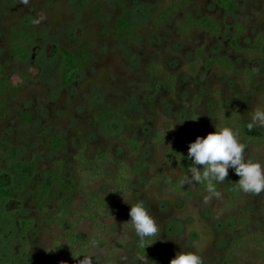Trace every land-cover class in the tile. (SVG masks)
<instances>
[{"label": "rangeland", "instance_id": "obj_1", "mask_svg": "<svg viewBox=\"0 0 264 264\" xmlns=\"http://www.w3.org/2000/svg\"><path fill=\"white\" fill-rule=\"evenodd\" d=\"M232 1L238 6L235 13L220 8L216 0H187L184 7L159 22L160 13L170 5L165 0H0V79L7 83L5 99L0 96V146L12 143L19 160L36 159L39 165L28 193L13 201L0 199L3 217L8 222L13 219L0 225L4 230L0 264H66L59 255L49 256L59 232L48 221L59 202L69 210L85 206V194L76 190L80 180L76 156L82 146L88 160L104 152L113 158L115 163L104 166L107 178L117 174L116 163L120 161L135 168L133 183L121 201L125 206H130L126 202L143 201L159 227L154 246L140 256L136 246L140 241L132 226H122L126 221L120 215L111 219L106 247L122 244L114 264H154L164 247L172 250L170 261L185 250L198 253L203 264H223L227 259L231 264H263L259 252L250 245L237 259L229 257V251L240 235L246 240L254 234L264 238V192L240 191L237 206L231 205L225 188H234L233 183L240 179L231 168L227 181L219 185L220 199L205 203L207 193L199 191L196 184L183 187L189 195L169 192L162 181L164 175L172 173L180 179L186 172L167 166L172 139L167 136L169 141L161 144L153 141L158 129L175 136L188 129L206 137L216 131L214 120L223 127L226 116L237 113L236 118L247 124L252 108L264 107V58L249 53L255 39L264 34V0ZM125 8L133 19L128 36L121 35L116 26ZM189 15L197 20L210 16L222 33L184 30L181 24ZM239 24L244 26L238 41L240 50L232 44ZM23 30L36 33L26 63L17 60L7 45L11 31ZM83 47L88 51L89 65L65 87L60 50ZM220 57L232 59L236 71L225 72L211 62ZM194 63L199 65L196 74L189 68ZM247 70L254 73L252 81ZM119 108L127 121L97 119L98 112ZM258 128L264 132V127ZM52 133L66 141L58 153L48 145ZM123 136L141 143L138 156L129 153ZM241 142L247 144L246 158L264 164V144ZM188 146L182 149L186 157ZM58 162L63 166V178L75 190L65 194L54 189L48 210L36 208L32 192L47 173L58 171ZM10 164L0 158V187L7 184L4 177ZM87 187L104 199L111 193L105 179ZM245 212L247 226L231 231L227 222ZM20 220H34L26 261L20 252ZM93 233L92 224H84L80 237L86 240ZM108 258L106 252L94 251L93 264H112Z\"/></svg>", "mask_w": 264, "mask_h": 264}, {"label": "trees", "instance_id": "obj_2", "mask_svg": "<svg viewBox=\"0 0 264 264\" xmlns=\"http://www.w3.org/2000/svg\"><path fill=\"white\" fill-rule=\"evenodd\" d=\"M170 5L160 13L158 17L159 22H164L168 16L184 7L187 4V0H165ZM217 5L223 10L229 13H235L238 11L237 4L232 0H216ZM117 30L121 35L128 36L133 28V19L131 11L127 8L124 10V14L117 21ZM181 27L190 31L193 28L203 29L210 34L220 35L222 28L217 24L210 16H205L201 19H195L191 15L187 16L186 23L181 24ZM244 34V26L242 24L237 25L234 31L232 44L240 50L238 47V41ZM36 42V33L33 30L11 31L7 45L10 53L20 62L26 63L30 59L31 47ZM255 56L264 58V34H260L254 41L253 47L249 50ZM62 59L63 75L62 84L65 87L71 86L78 75L88 67L89 54L85 47L80 50L72 51L66 48L60 50ZM217 67L222 68L225 72L236 71L232 59L228 57L213 58L211 60ZM193 74L197 73L199 65L197 63L189 66ZM157 70L158 67L155 66ZM250 75L249 81L254 77V73L251 70H247ZM6 81L0 79V96L5 99ZM221 122V126H230L235 131L239 132L240 138L248 141L251 138L250 143L262 145L264 144V132L258 127L253 126L249 129L248 124L241 122L237 117V113L228 114ZM124 119L127 121V117L122 108L114 110L100 111L97 113V119L102 122L111 121L113 119ZM168 139H172L173 146L169 149L167 159V166L173 169L187 172L188 167L191 166V161L183 154L182 149L184 146L194 142L198 136V133L194 130L186 129L185 132L178 136L158 129L154 135V143L161 144ZM121 140L125 142L127 150L131 155L138 156L141 152V143L129 137H121ZM49 148L53 152H60L66 145V141L60 137L57 133H52L47 138ZM0 158L6 162H10V167L4 179L7 181L6 185L0 187V199L3 201H13L24 194L28 193L31 185L33 184L35 177L39 171V165L36 159L29 161L19 160L18 151L14 144L6 143L4 146H0ZM77 161V174L79 175V182L76 190L85 194V206L81 209H67L62 202L57 204L55 212L50 216L48 224L56 228L59 232V237L54 240L55 246L49 249L50 257L59 255L65 259L66 264H81L83 257L94 259V251H104L108 254L112 261L115 263L117 258L118 249H122V244L118 242L117 246H111L112 249L106 247V236L109 234L111 226L108 222L120 215L121 219L125 222L130 220L129 212L130 206H125L121 199L128 193L129 187L132 185V177L136 175V170L132 166H127L123 161L116 163L117 174L113 178L105 177L104 166L107 163H115L113 158L107 153L96 155L94 160H88L85 157V147L82 146L76 156ZM62 164L57 163V172L55 174L47 173L44 181L32 192V199L36 208H43L48 210L47 203L50 201L52 192L54 189H60L63 193L68 194L75 190V188L65 181L62 176ZM199 167H203L202 165ZM172 169V170H173ZM171 170V171H172ZM162 179L165 188L175 194L188 193L183 187L179 186V178H174L172 173L165 174ZM99 179H105L111 188L110 196L107 199L94 195L87 184ZM196 187L201 192H206L205 187L200 184H196ZM219 189V185L217 186ZM226 197L233 206H237V195L240 191L235 188H225ZM189 195V193H188ZM11 222L12 218L9 219ZM6 218L3 217L0 212V225L9 224ZM84 224H92L94 233L89 239L83 240L81 235V227ZM248 224V213H243L239 218H231L227 222V227L231 231L235 229H244ZM22 234L19 238L21 258L27 260L30 254V242L29 231L34 225V220H20L19 221ZM130 225V224H129ZM131 226V225H130ZM3 229L0 227V240L3 235ZM243 231V230H242ZM241 236V235H240ZM238 237L233 241L232 247L229 251V257L239 258L242 251L247 245L255 248L264 264V238H260L259 235L254 234L250 240H246L243 237ZM90 239H96L98 247L92 248L87 243ZM155 236L145 239L143 242L137 243V251L140 256L147 254L154 246ZM172 257V250L169 247H164L159 250L158 256L154 264H168ZM48 259V258H47ZM241 259V258H240ZM50 260V258H49ZM12 264V263H11ZM17 264V263H13ZM223 264H231L227 259Z\"/></svg>", "mask_w": 264, "mask_h": 264}, {"label": "clouds", "instance_id": "obj_3", "mask_svg": "<svg viewBox=\"0 0 264 264\" xmlns=\"http://www.w3.org/2000/svg\"><path fill=\"white\" fill-rule=\"evenodd\" d=\"M214 122L215 132L206 137H197L189 144L187 159L191 161V166L179 179V186L203 185L207 193L204 196L205 203L213 198L220 199L222 192L217 186L227 181L231 168L240 177L237 183H233L237 191L257 195L264 192V164L250 157L246 158L247 144L241 142L238 131L230 126L219 127L217 121ZM253 126L264 127V107L252 108L248 127L251 129ZM248 142H251V138H248ZM201 165L202 168L199 167ZM126 203L130 205V220L122 226L130 224L140 242L155 236L159 227L144 202ZM87 243L96 248L99 242L90 239ZM81 264H93V259L83 257ZM170 264H203V260L194 251L182 250L177 252Z\"/></svg>", "mask_w": 264, "mask_h": 264}]
</instances>
